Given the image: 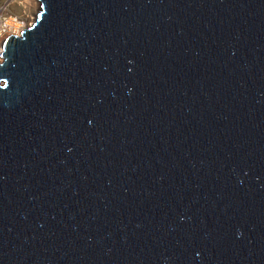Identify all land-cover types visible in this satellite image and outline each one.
<instances>
[{
    "label": "water",
    "instance_id": "water-1",
    "mask_svg": "<svg viewBox=\"0 0 264 264\" xmlns=\"http://www.w3.org/2000/svg\"><path fill=\"white\" fill-rule=\"evenodd\" d=\"M0 62V264H264V0H39Z\"/></svg>",
    "mask_w": 264,
    "mask_h": 264
},
{
    "label": "rangeland",
    "instance_id": "rangeland-1",
    "mask_svg": "<svg viewBox=\"0 0 264 264\" xmlns=\"http://www.w3.org/2000/svg\"><path fill=\"white\" fill-rule=\"evenodd\" d=\"M32 1L33 0H0V7L5 6L7 16L15 17L17 22L23 27L31 25L40 10L37 7L36 13L33 14L35 11L31 8ZM27 6H29V8H27Z\"/></svg>",
    "mask_w": 264,
    "mask_h": 264
},
{
    "label": "built area",
    "instance_id": "built-area-1",
    "mask_svg": "<svg viewBox=\"0 0 264 264\" xmlns=\"http://www.w3.org/2000/svg\"><path fill=\"white\" fill-rule=\"evenodd\" d=\"M19 26L21 25L19 22H17V19L15 17L7 16L6 7L1 6L0 7V46L3 43V40H5L7 37L15 35L13 33L18 31Z\"/></svg>",
    "mask_w": 264,
    "mask_h": 264
},
{
    "label": "bare ground",
    "instance_id": "bare-ground-1",
    "mask_svg": "<svg viewBox=\"0 0 264 264\" xmlns=\"http://www.w3.org/2000/svg\"><path fill=\"white\" fill-rule=\"evenodd\" d=\"M31 4V3H30ZM37 7L40 9V1L39 0H33L32 1V4H31V8H33V10L35 11L33 14H35L36 13V9H37ZM27 8H29V6H27ZM29 10V9H28ZM26 17V16H25ZM23 19H25V18H23ZM30 25H28V26H19V29H18V31L17 32H15V33H13V34H15V35H17V36H19V34H20V31L21 30H23L24 29V27H29ZM3 43H4V40H3ZM3 43L1 44V46H0V55H1V51H2V45H3ZM2 60H1V56H0V62H1Z\"/></svg>",
    "mask_w": 264,
    "mask_h": 264
}]
</instances>
